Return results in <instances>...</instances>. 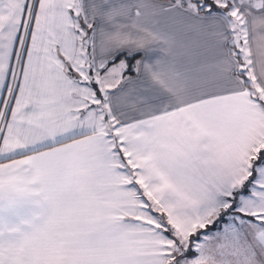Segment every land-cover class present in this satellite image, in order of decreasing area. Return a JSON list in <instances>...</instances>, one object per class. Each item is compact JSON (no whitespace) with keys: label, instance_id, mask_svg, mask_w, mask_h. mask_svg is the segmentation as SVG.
<instances>
[{"label":"snow or ice","instance_id":"6c2138e0","mask_svg":"<svg viewBox=\"0 0 264 264\" xmlns=\"http://www.w3.org/2000/svg\"><path fill=\"white\" fill-rule=\"evenodd\" d=\"M0 264H264V0H0Z\"/></svg>","mask_w":264,"mask_h":264}]
</instances>
